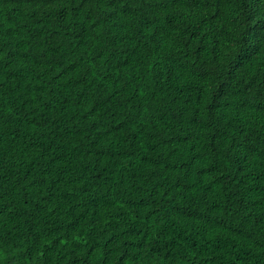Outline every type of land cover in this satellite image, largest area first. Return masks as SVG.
<instances>
[{"label":"trees","instance_id":"trees-1","mask_svg":"<svg viewBox=\"0 0 264 264\" xmlns=\"http://www.w3.org/2000/svg\"><path fill=\"white\" fill-rule=\"evenodd\" d=\"M0 264H264V0H0Z\"/></svg>","mask_w":264,"mask_h":264}]
</instances>
